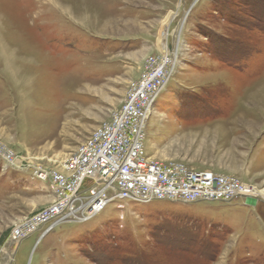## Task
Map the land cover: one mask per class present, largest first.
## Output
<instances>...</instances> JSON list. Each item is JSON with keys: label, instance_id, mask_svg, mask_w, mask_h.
<instances>
[{"label": "rangeland", "instance_id": "obj_1", "mask_svg": "<svg viewBox=\"0 0 264 264\" xmlns=\"http://www.w3.org/2000/svg\"><path fill=\"white\" fill-rule=\"evenodd\" d=\"M170 14L176 62L146 156L264 191V0H0V264H264L258 194L116 200L86 222L10 239L53 200L35 169L56 168L110 120L144 60L163 53Z\"/></svg>", "mask_w": 264, "mask_h": 264}, {"label": "built area", "instance_id": "obj_2", "mask_svg": "<svg viewBox=\"0 0 264 264\" xmlns=\"http://www.w3.org/2000/svg\"><path fill=\"white\" fill-rule=\"evenodd\" d=\"M175 58L173 51L148 56L110 120L56 168L35 169V177L49 184L53 200L13 228V243L39 231L46 234L61 221L86 222L116 200L188 205L230 203L257 195L234 176L193 171L181 163H158L146 156V123L173 73Z\"/></svg>", "mask_w": 264, "mask_h": 264}, {"label": "bare ground", "instance_id": "obj_3", "mask_svg": "<svg viewBox=\"0 0 264 264\" xmlns=\"http://www.w3.org/2000/svg\"><path fill=\"white\" fill-rule=\"evenodd\" d=\"M171 18H172V15L170 14L167 17V20L165 21L164 31H160L159 37L157 39V47L163 53L166 52V40H167V36H168V31H167L166 25L169 22V19H171ZM163 23H164V21H163ZM256 194H258L259 196L264 198V191H259V192L256 191Z\"/></svg>", "mask_w": 264, "mask_h": 264}]
</instances>
